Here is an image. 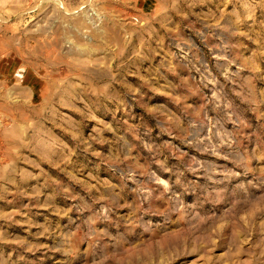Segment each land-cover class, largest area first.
I'll return each instance as SVG.
<instances>
[{
	"label": "rangeland",
	"instance_id": "rangeland-1",
	"mask_svg": "<svg viewBox=\"0 0 264 264\" xmlns=\"http://www.w3.org/2000/svg\"><path fill=\"white\" fill-rule=\"evenodd\" d=\"M36 3L0 0L1 46L14 24L23 54L96 33L111 57L75 107L0 103V264H264V0ZM4 47L9 88L26 58Z\"/></svg>",
	"mask_w": 264,
	"mask_h": 264
},
{
	"label": "crops",
	"instance_id": "crops-1",
	"mask_svg": "<svg viewBox=\"0 0 264 264\" xmlns=\"http://www.w3.org/2000/svg\"><path fill=\"white\" fill-rule=\"evenodd\" d=\"M41 1L37 0V6ZM72 1L79 2L80 0H66V2ZM97 2L96 8L105 12L109 9L113 10V8L109 7L114 6L118 7L116 10L125 12L128 6L135 4L139 7V12L149 15L172 12L176 10L179 4L181 6L184 5L181 0H97ZM4 3L9 4L8 8L11 13L19 14L22 11L19 7L24 8L27 0H10L9 2L4 0ZM6 28L12 30L14 35L11 31L8 39H2L0 54H6L7 49L4 46L8 44L11 55L10 61H14V59L17 61L19 53L26 58V64L13 68L16 76H18V78H14L17 85L12 83L9 88H5L0 84V99L4 101H0L1 104H10V109L12 110L11 103L19 102L23 104L20 108H26L27 111L28 107L36 109L37 101L40 98H44L49 108L54 111L57 109L58 104L60 108L75 107L71 96L74 92H77L76 87L78 85L86 87L93 96H96L95 94L99 92L98 87H96L98 76L103 75L99 69L104 68L111 57V54L103 51V45L108 46L109 40L99 37L95 33L93 37L88 39L89 42H81L80 39H76L75 46L67 48L69 41L67 34L63 33L56 38L49 37L47 40L40 41L28 55L23 54L18 47L11 48L12 45L17 44L19 39H21L18 35V26L12 24ZM40 39L42 38L34 40ZM106 68L109 69L108 67ZM35 77H43L47 78V80L41 83L35 80ZM75 78H81V84L76 83ZM53 81L54 85H52ZM60 82L62 84H59ZM53 89H57L58 92L50 94ZM55 94L63 96V99L48 101ZM67 98L69 100L68 103H66ZM17 105H15V109ZM12 111L10 119H13L14 113ZM26 113L19 117H24L27 115ZM14 118L15 120L18 119L16 113Z\"/></svg>",
	"mask_w": 264,
	"mask_h": 264
},
{
	"label": "bare ground",
	"instance_id": "bare-ground-1",
	"mask_svg": "<svg viewBox=\"0 0 264 264\" xmlns=\"http://www.w3.org/2000/svg\"><path fill=\"white\" fill-rule=\"evenodd\" d=\"M99 13H97L96 9L93 7H89L83 11L78 17V21H86V20H91V22H98L99 21ZM99 30V28L97 29Z\"/></svg>",
	"mask_w": 264,
	"mask_h": 264
}]
</instances>
